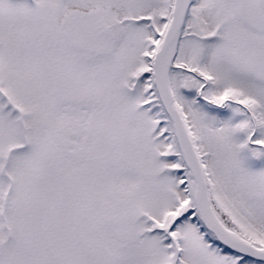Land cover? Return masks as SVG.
<instances>
[{"label": "snow or ice", "instance_id": "snow-or-ice-1", "mask_svg": "<svg viewBox=\"0 0 264 264\" xmlns=\"http://www.w3.org/2000/svg\"><path fill=\"white\" fill-rule=\"evenodd\" d=\"M0 264H264V0H0Z\"/></svg>", "mask_w": 264, "mask_h": 264}]
</instances>
